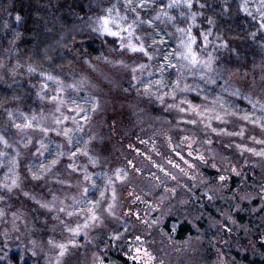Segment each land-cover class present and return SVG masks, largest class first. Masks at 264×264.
Masks as SVG:
<instances>
[{
	"label": "rangeland",
	"instance_id": "1",
	"mask_svg": "<svg viewBox=\"0 0 264 264\" xmlns=\"http://www.w3.org/2000/svg\"><path fill=\"white\" fill-rule=\"evenodd\" d=\"M71 6L95 43L64 69L21 56L25 17L0 0V88L22 92L0 120V264H123L108 253L118 248L129 264H251L264 243V0ZM231 6L244 41L214 16ZM140 98L185 134L131 141L130 165L101 167L94 141L107 111L137 106L154 124ZM171 214L195 234L175 239Z\"/></svg>",
	"mask_w": 264,
	"mask_h": 264
},
{
	"label": "trees",
	"instance_id": "2",
	"mask_svg": "<svg viewBox=\"0 0 264 264\" xmlns=\"http://www.w3.org/2000/svg\"><path fill=\"white\" fill-rule=\"evenodd\" d=\"M49 2V0H11L13 8L25 17L24 30L26 37L19 46L20 53L25 60L37 65L55 61L59 66L66 69L68 66L77 63L78 59H86L90 56L91 46L95 43V39L87 37V19H84L87 17L79 18L78 14L73 13L71 3L74 4L76 0H63V2L54 6ZM214 14L219 28L227 37L240 39L239 41L249 38V28H247L243 18L240 17L235 8L231 6L229 14H224L218 7L215 8ZM23 88L26 89L24 85ZM18 95H22V92L15 91V88H0V120L3 118L4 108L10 105L15 96ZM24 97L26 98L27 95L24 94ZM129 98V96H123L121 101H130ZM137 103H139V107H145L144 109L149 110V114L155 117L154 124L148 128L144 123L145 119L140 122L142 117L141 112H138L139 109L137 110V106L133 109L124 106L123 112L115 111L116 115L107 111L106 119L102 127L98 129L99 138L94 141V146H96L94 149L99 156L101 167L105 168V165L112 159L117 164L130 165V161L133 162L136 159L135 154H131V150L126 147L131 141L147 139L148 136L150 137L153 134L157 135L158 140L161 139L159 134L167 137L171 135L177 138L185 134V132L178 133V135L173 133L172 128L174 125L169 121L170 114L164 108L154 103L149 106L147 103L143 104L144 100L141 98ZM147 107L150 108L147 109ZM160 116H163V120H167L165 124L160 126L161 129L155 123ZM111 122H116L117 126L111 127ZM158 129L160 130L158 131ZM166 139L165 137V141ZM100 149L101 151H99ZM204 171L209 174L217 173L215 169L208 167H205ZM40 183L41 181H38L35 185L40 186ZM39 186L35 188L38 189ZM59 186V184H53L52 192L55 189L57 190ZM35 207L39 211L36 215L40 223L48 224L46 222L48 219L45 218L48 216L47 212L41 211L40 206L37 204ZM239 218L241 219L240 216ZM174 222L175 227L172 226ZM165 228L177 240H184L195 234L192 220L187 217L180 220L175 214L168 216ZM261 248L262 255L252 258L246 254L249 263L264 264V243H261ZM116 250L114 252L111 249L108 253L116 258L118 262L129 264L130 260L123 254L122 250L120 248Z\"/></svg>",
	"mask_w": 264,
	"mask_h": 264
}]
</instances>
